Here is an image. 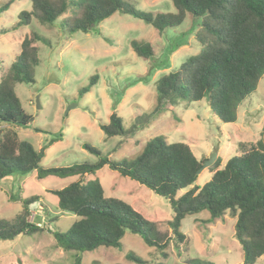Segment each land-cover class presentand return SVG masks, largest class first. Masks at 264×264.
Instances as JSON below:
<instances>
[{
    "label": "rangeland",
    "instance_id": "1",
    "mask_svg": "<svg viewBox=\"0 0 264 264\" xmlns=\"http://www.w3.org/2000/svg\"><path fill=\"white\" fill-rule=\"evenodd\" d=\"M0 0V30L10 29L20 22L19 15L32 8L30 0ZM77 0H73L76 2ZM142 12L176 13L171 0H125ZM3 9V10H2ZM73 5L53 26L36 20L7 34H0V69L9 67L20 52V44L32 31L46 42L38 43L40 65L36 83L19 84L16 94L30 118L31 125L16 130L21 141L29 142L37 151L54 139H60L45 152L43 168H63L84 162L95 163L99 157L84 147L89 144L114 161L132 160L152 138L162 136L172 143L188 145L197 160H208L216 153L222 166L236 156L240 143H253L260 138L264 126V77L255 93L242 105L237 121L225 124L218 120L206 100L177 106H164L152 116L157 106V81L176 71L188 58L195 56L201 46L195 32H189L190 18L177 30L159 35L152 26L130 15L115 14L94 31L85 34H62L59 25L76 12ZM133 40L154 46L155 58L145 61L131 47ZM2 73L0 72V79ZM93 76L98 81L90 92L81 95ZM117 114L128 136L107 137L101 125L108 124ZM150 115V116H149ZM148 116L150 118H148ZM148 120L146 121V119ZM148 122L137 130L139 122ZM40 129L42 132H36ZM212 177L209 168L198 177L196 185L204 186ZM105 196L130 204L144 218L154 222L159 231L172 234L169 222L173 211L167 200L147 187L122 177L109 167L96 176ZM79 177L67 179L50 176L37 179V172L13 175L0 184V219L12 221L22 211V203L10 202V195L21 191L24 199L40 197L31 206V223L43 229L35 236L19 235L12 241H0V264H74L76 252L58 248L53 232L66 233L78 220L74 214L58 208V197L49 191L62 190ZM188 189L178 193V197ZM45 208V209H44ZM57 219V222H52ZM236 218L227 213L212 220L208 211L188 216L182 221L181 232L186 244L178 255L171 241L165 259L160 251L147 246L137 235L126 234L123 251L101 247L82 255V264H136L126 258L128 253L144 259L147 264H191V261L211 264H244V253L235 238ZM256 264H264V257Z\"/></svg>",
    "mask_w": 264,
    "mask_h": 264
},
{
    "label": "trees",
    "instance_id": "2",
    "mask_svg": "<svg viewBox=\"0 0 264 264\" xmlns=\"http://www.w3.org/2000/svg\"><path fill=\"white\" fill-rule=\"evenodd\" d=\"M15 1L10 0L3 9ZM30 1L31 10L22 12L20 22L10 29L0 30V34L30 26L34 20L53 26L73 5L77 7L74 15L59 25L62 34H88L119 13L141 20L159 35H164L177 30L189 17L188 30L191 33L196 30L195 38L201 50L176 71L157 81V106L151 118L163 112L165 105L174 107L182 101L192 104L206 100L218 120L225 124L235 123L239 109L255 93L264 77V0H171L176 13L142 12L125 0ZM46 41L32 31L21 42L13 63L8 68L2 65L0 69V184L5 178L29 175L34 171L39 180L50 176L79 177L77 182L62 190L49 191L58 197L59 210L78 217L66 233L53 232L58 248L76 252L74 264H82L84 253L101 247L123 251L122 240L128 233L139 236L147 246L160 251L165 259L168 256L166 249L173 241L176 252L181 255L182 245L188 242L181 232L182 221L204 211L209 212L212 220L227 213L236 218L235 238L242 247L244 264H256L264 257V126L260 138L253 143H240L239 153L224 166L218 158L209 168L211 179L202 187L196 185L197 173L206 160H197L188 145L170 144L162 136L150 139L132 160L114 161L85 144L87 151L99 157L97 162L43 168L41 162L46 150L60 139L51 140L40 151L19 139L16 130L30 126L31 117L25 113L15 89L19 84L36 83V69L41 62L38 43ZM131 47L145 61L155 58L151 43L133 40ZM97 81L98 76H93L81 95L90 92ZM146 121L139 122L134 129L146 126L149 122ZM100 127L107 137L131 133L117 114ZM35 131L42 132L40 129ZM104 167L147 187L169 202L173 211V220L169 222L170 236L159 231L154 222L144 218L130 204L106 197L98 178L87 180V176H96ZM188 188L178 197L180 191ZM40 200L37 196L22 198L20 190L16 195H10V202L22 203V211L12 221L0 219V241L43 232L36 225L38 222L29 221L31 206ZM52 222L56 223L57 219ZM126 258L136 264H147L133 253H128ZM191 264L211 263L193 260Z\"/></svg>",
    "mask_w": 264,
    "mask_h": 264
},
{
    "label": "water",
    "instance_id": "3",
    "mask_svg": "<svg viewBox=\"0 0 264 264\" xmlns=\"http://www.w3.org/2000/svg\"><path fill=\"white\" fill-rule=\"evenodd\" d=\"M216 157H217V154L214 153L210 159L206 160L203 164V166L201 167V169L198 171V175H200L204 170L210 168L212 165H214V163L216 162Z\"/></svg>",
    "mask_w": 264,
    "mask_h": 264
},
{
    "label": "built area",
    "instance_id": "4",
    "mask_svg": "<svg viewBox=\"0 0 264 264\" xmlns=\"http://www.w3.org/2000/svg\"><path fill=\"white\" fill-rule=\"evenodd\" d=\"M31 215H32V212H31ZM33 216V215H32Z\"/></svg>",
    "mask_w": 264,
    "mask_h": 264
}]
</instances>
